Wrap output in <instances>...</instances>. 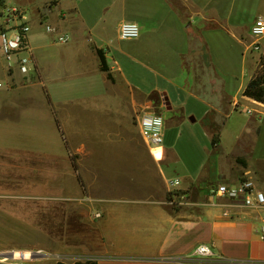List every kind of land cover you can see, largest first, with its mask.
<instances>
[{"label":"rangeland","instance_id":"1","mask_svg":"<svg viewBox=\"0 0 264 264\" xmlns=\"http://www.w3.org/2000/svg\"><path fill=\"white\" fill-rule=\"evenodd\" d=\"M61 3L63 7L59 0H0V32L8 25L17 24L19 19L27 22L33 54V68L24 75L8 70L0 53V82L3 84L0 88V161L54 168L62 164V157L72 155L77 163H82V155L76 153V148L86 140L95 138L99 141L101 135L109 132H140L138 118L150 112L162 115L164 119L162 146L167 139L175 140L186 164L194 169L203 157L205 167H202L207 172L211 162L207 161V155L214 149L211 131H220L224 119H219L223 117L216 116L214 111L202 115L199 104L195 103L190 116L197 121H191L190 116L183 121L180 109L166 108L161 93L146 96L137 88L149 91L166 87L172 104L177 98L171 87L185 84L189 78L188 84L194 86L196 96L207 102L222 103L225 91L233 96L240 80L246 81L249 72L255 74L264 54V37L256 38L251 33L255 19L264 17V0H183L178 4L174 1L175 9H181L179 12L185 24L171 8L169 0H140L136 5H141L139 12L145 14L140 24L137 23L141 34L136 40L120 39L118 26L123 12L116 0H61ZM75 4L94 25L91 33L79 23V18L69 17L70 11L64 8L71 9L76 7ZM14 9L18 10L17 14ZM60 36L67 37L68 41L61 42ZM92 40L98 46L109 43L111 51H106H109L106 57L113 80L101 71L100 63L96 65L91 53L86 54L93 46ZM35 49L44 54L43 65L54 81L48 88ZM183 52H187L182 61L189 73L182 67L179 54ZM58 58L61 66L56 68L54 63ZM82 60L90 61L91 72L86 73L89 75L66 78V72ZM70 76H75L72 71ZM102 81L107 87L99 90ZM88 85H93L97 94L91 100L80 98ZM235 110L239 113L231 119L228 130L221 132L223 149L232 147L237 127L254 115L246 113L241 106ZM56 119L71 153L67 151ZM260 122L261 134L251 135L250 140L254 151L264 154V118ZM129 144L113 143L103 149L100 155L108 169V178H116L118 172L124 170L141 178L157 180L151 164L146 168L143 164L141 168L137 167L139 154ZM221 151L213 156L218 158ZM221 161L225 167L226 161ZM79 172L94 175L93 170H86L82 165ZM3 201L1 197L0 202ZM0 212V224L4 229L9 224L5 220L8 214L1 206ZM54 244L49 237L31 230L22 238V245L0 248V254L16 249L42 251L48 257L40 259L50 264L59 261L71 264L85 259L67 250L58 251ZM39 246L43 250H39ZM37 259L30 258L24 263ZM21 260L0 256V264H19Z\"/></svg>","mask_w":264,"mask_h":264},{"label":"crops","instance_id":"2","mask_svg":"<svg viewBox=\"0 0 264 264\" xmlns=\"http://www.w3.org/2000/svg\"><path fill=\"white\" fill-rule=\"evenodd\" d=\"M138 1L116 0V4L122 7L121 22L140 24L145 12H139L141 5L137 7ZM174 1L178 4L183 0ZM174 1L169 0V5L182 19L181 9H175ZM59 2L63 7L61 0ZM75 6L64 8L70 11L69 17L79 18V23L91 33L94 25ZM92 42L93 46L86 50V54L91 53L98 66L100 60L95 48L104 49L106 56L109 54L106 51H111V48L108 42L104 46ZM186 53L179 55L183 70L189 73L182 61ZM43 55L37 51L43 81L48 88V84L54 81L43 65ZM89 64L90 61L86 60L74 64L66 72V78L89 75H86L91 72ZM54 65L56 68L61 66L59 58ZM71 71L75 76H70ZM253 74L249 72L246 81L240 80L233 96L225 91L222 103L207 102L201 96H196L194 86L188 84L189 78L185 84L171 87L177 99L170 110L180 109L183 121L189 118L195 103L199 104L202 115L214 111L216 116L223 117L219 121L224 119L219 142L212 154L207 155V161L212 162L208 163L210 168L207 172L202 167H205L203 157L199 158L194 169L189 167L172 139H167L164 144L161 158L160 150L156 151V158L140 132H109L101 135L99 141L91 138L76 148V153L82 155V163L78 165L94 171V175L84 172L81 175L83 182L78 178L71 155L62 157V164L54 168L0 161V198H4L0 206L8 214L5 220L9 223L4 229L0 224V248L18 247L29 231L37 230L52 239L56 250H67L84 258L96 259L98 264H180L182 258L189 256L200 244L210 248L213 257L208 261L211 264H264V239L261 234L264 209L229 206L226 199L213 196L210 192V188L217 183L238 184L246 178L264 191V154L257 153L256 149L254 151L250 140L251 135L261 134L264 103L243 95ZM102 85L99 90L107 87L106 82ZM223 86L225 89V82ZM137 89L146 96L159 92L164 97L169 92L166 87L149 91ZM95 92L93 85H90L80 98L91 100L97 97ZM236 102L244 109H250L254 115L237 127L232 147L223 149L221 132L228 130L231 119L239 113L235 110ZM114 137L120 138L116 140ZM120 142L130 143L139 154L137 167L141 168L143 164L146 168L151 164L157 180L141 178L124 170L119 171L116 178H108V169L100 154L111 144ZM220 151L218 158L213 156ZM221 160L226 161L225 167ZM171 166H174L172 171ZM173 179L181 181L178 191L174 193L177 197L168 185ZM172 199H176L175 204L169 202ZM96 213H100L101 217H96ZM38 248L43 250L42 246ZM26 264L50 263L38 258L36 262L27 261Z\"/></svg>","mask_w":264,"mask_h":264},{"label":"built area","instance_id":"3","mask_svg":"<svg viewBox=\"0 0 264 264\" xmlns=\"http://www.w3.org/2000/svg\"><path fill=\"white\" fill-rule=\"evenodd\" d=\"M15 14L18 13L14 9ZM30 25L19 19L14 25H8L6 30L0 32V53L6 61L8 70L19 71L27 75L33 68V54L29 43ZM251 33L256 38L264 37V17H258L252 24ZM118 34L122 40H134L139 38L141 34L140 26L133 21H123L119 24ZM60 41L66 43L67 37L60 36ZM3 84L0 82V88ZM240 104L235 103V107ZM247 113H252L248 108ZM138 126L140 134L145 143L151 149L152 154L158 158L156 151L160 150L161 156L164 153V119L162 115L146 112L138 118ZM181 184L180 179L170 180L168 185L173 195L178 191ZM211 195L224 198L229 206L236 208H253L255 210L264 209V191L256 186L250 179H243L238 184H229L220 182L210 188ZM171 204L176 203V199L169 201ZM228 213V212H227ZM101 217L100 213L95 214ZM261 234L264 239V216L261 218ZM32 253V252H31ZM213 257L210 248L206 244H200L193 252L180 261V264H211L209 259ZM30 259V258H29ZM22 259L19 264H25Z\"/></svg>","mask_w":264,"mask_h":264},{"label":"trees","instance_id":"4","mask_svg":"<svg viewBox=\"0 0 264 264\" xmlns=\"http://www.w3.org/2000/svg\"><path fill=\"white\" fill-rule=\"evenodd\" d=\"M95 49H96L97 55H98L99 60H100L101 71L105 72L107 74V78L109 80H113L112 71H111V68L108 64V60L106 57L105 50L102 48H95ZM243 95L264 103V54L261 56L257 71L255 72V74L252 76V78L250 79V81L246 85V87L243 91ZM47 96H48V99L50 100L49 94ZM56 122L59 126V129L61 130L60 133L63 137L66 148L70 152L69 144L65 138L64 132H62V129L60 127V122L58 119H56ZM219 132L220 131H216L213 133L212 142H213L214 146H216L217 143L219 142V137H220ZM71 159H72L73 166H74L75 170L77 171V175H78L79 180L81 182H83L82 176L79 172V165L76 161L75 156L71 155ZM56 264H68V263H64V262L59 261V262H56ZM71 264H98V261L96 259H92V258H85L83 260L82 259L77 260Z\"/></svg>","mask_w":264,"mask_h":264},{"label":"water","instance_id":"5","mask_svg":"<svg viewBox=\"0 0 264 264\" xmlns=\"http://www.w3.org/2000/svg\"><path fill=\"white\" fill-rule=\"evenodd\" d=\"M164 100H165V105L168 110L172 109L171 101L169 99V96L167 94H164ZM191 121L195 122L196 118L194 116L190 117ZM1 257H7V258H13V251L7 252V253H1ZM48 257V254L43 253L42 251H33L31 258H46Z\"/></svg>","mask_w":264,"mask_h":264},{"label":"bare ground","instance_id":"6","mask_svg":"<svg viewBox=\"0 0 264 264\" xmlns=\"http://www.w3.org/2000/svg\"><path fill=\"white\" fill-rule=\"evenodd\" d=\"M31 255L32 253L29 250L16 249L13 251V259H29Z\"/></svg>","mask_w":264,"mask_h":264}]
</instances>
